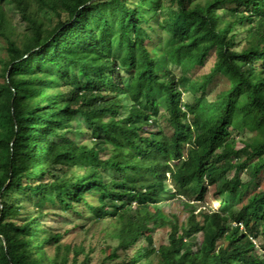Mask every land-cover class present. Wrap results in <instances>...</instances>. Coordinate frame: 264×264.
Instances as JSON below:
<instances>
[{"label":"trees","instance_id":"obj_1","mask_svg":"<svg viewBox=\"0 0 264 264\" xmlns=\"http://www.w3.org/2000/svg\"><path fill=\"white\" fill-rule=\"evenodd\" d=\"M0 38V264H67L57 215L72 229L109 218L102 237L115 243L98 264H264V0H0ZM217 74L229 86L210 100ZM244 128L254 136L234 147ZM209 186L220 201L239 194L231 219L160 209L169 193L201 201Z\"/></svg>","mask_w":264,"mask_h":264},{"label":"rangeland","instance_id":"obj_2","mask_svg":"<svg viewBox=\"0 0 264 264\" xmlns=\"http://www.w3.org/2000/svg\"><path fill=\"white\" fill-rule=\"evenodd\" d=\"M106 11H113V10H110L108 8V10ZM11 14H12L13 23L17 25L19 30L23 29V22L20 21L19 16L13 12H11ZM42 15L46 23H51L53 21L52 12L44 10L42 12ZM154 20L155 19L151 17L149 19V23L148 24L142 23L141 27L146 28L148 32H152V29H153L152 26L154 24ZM116 21L117 20L115 18L114 22L111 25L114 31L117 30ZM113 46L116 51V54H118L120 53L122 47H124V44L122 43L114 44ZM5 54H6L5 42L2 38H0V56H3ZM214 60H215V53L211 52L209 56L207 57V61L203 65L194 66L190 68L188 70V74L192 78L201 77L203 74L209 72ZM175 70L177 73H179L178 68H176ZM3 80H4V77L0 74V82H2ZM228 86H229V81L227 77L222 74H217L207 85V88L205 89L204 94L207 97V99L213 100L216 98V96L219 93H221L226 88H228ZM200 94L201 93L199 92L195 95H200ZM190 96H192L191 93L184 92L182 101L184 102L188 100ZM160 122L165 127L166 131L171 132V129L167 127V123L165 119H161ZM254 134H255L254 131H250L247 128H244L243 130H240V131L234 130L232 131V136H231L230 141L234 147L239 148L243 146L244 141L250 140L254 136ZM230 175H232V172L230 173ZM240 176L242 180L244 181H248L249 179H251L249 171L247 170H242L240 172ZM263 184H264V174H261V176L257 180V184H254L255 185L254 188L259 189ZM165 186L168 188H171L172 184L169 180H167L165 182ZM251 189H253L252 186H251ZM183 192L184 190H182V193ZM168 195H170L168 196L170 197L169 199L161 197V199L159 200L158 203L161 207L160 209L169 218H173L172 215H174L178 219L179 222L184 221L186 219V217L190 213V209L192 206H194L195 213H197L200 209L207 210V211L213 210V211H219L223 213L225 217H229V212L232 209H234L235 211H238V208L242 204V199L240 198L238 193L235 195L223 193L222 201H220L219 197L221 196L217 192V186H209L204 196V199L201 201L192 200L193 198H189L185 195L182 196V198L180 199H183V201H186L188 204L178 200L179 198L175 194L171 196V193H169ZM26 196H27L26 194H22L21 198L26 199ZM48 213H49V216H47V221H46L47 225L54 224L55 222H53V217H52L53 212L49 210ZM23 218H24L23 215L20 214L17 220V223L21 224L23 222ZM229 219L231 218L229 217ZM55 221H56V225L58 226L57 228L58 230H61L63 232L67 231L63 234L62 238H60L58 242L60 245L59 250H58V256H57V260L59 263L63 261V256L67 252H68L67 264H78L79 262H81L83 260L84 255L83 254L77 255L76 260L73 261L74 251L72 250L73 246L81 245L83 246L85 253H88L89 255V260L84 261V264H98L100 260L104 257V254H103L104 252H102L103 245L110 243V242L113 244L115 243V240H112L109 237L108 238L102 237L106 234L103 228L106 225H108L107 223H109L110 221L109 218L104 219V221L107 222V223L104 222V224L101 223V221H97L94 224L86 223L85 227H88V228H82V229H80L79 227L72 229L73 222L62 223L63 219L60 215L56 216ZM167 231H168V227H160L158 228V230L154 231L153 237L157 245L160 243H165L167 241L166 240ZM141 241H143L142 238L138 242L140 243ZM254 241H255L256 246L258 247L262 239L256 238ZM138 242L136 244H138ZM55 247H56L55 244H51L50 246L47 247V250L50 253V255L54 253ZM134 247L135 245H133L129 249H126L125 251L134 252Z\"/></svg>","mask_w":264,"mask_h":264}]
</instances>
